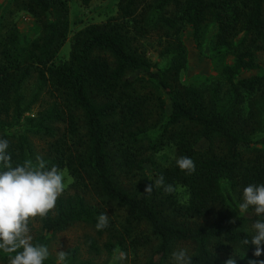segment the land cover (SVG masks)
Wrapping results in <instances>:
<instances>
[{"label":"trees","instance_id":"16d2710c","mask_svg":"<svg viewBox=\"0 0 264 264\" xmlns=\"http://www.w3.org/2000/svg\"><path fill=\"white\" fill-rule=\"evenodd\" d=\"M79 1L85 5L89 0ZM138 3L118 0L115 17L77 30L70 39L68 59L53 64L67 34L65 0H20V9L38 19L40 33L20 49L14 32L0 43V115L16 117L18 90L25 79L34 76L39 88L47 84L53 104L58 100L66 109L69 135L49 145L52 158L47 169L65 168L75 183L87 177L99 195L127 208V224L145 223L157 243L144 264H166L171 247L178 242L193 245L191 264H226L229 258L235 264L253 260L259 264L264 253L254 257V246L242 244L253 234L244 227L252 226L258 217L251 207L233 217L227 210L235 200L242 202L246 186L264 184V68L260 75L238 77L241 71L255 69L254 53L264 51V0H159L156 21L165 30L160 42L165 57L154 70L137 44L147 32L135 12ZM204 22L216 27L213 47L232 55V63L222 66L218 81L206 91L179 81L185 49L178 34L184 24L196 30ZM132 72L141 78L126 76ZM73 109L80 112L84 140ZM53 110L47 118L60 119ZM41 128L34 125L32 131ZM149 130H155L151 148L169 143L175 148L174 161L156 170L166 184L173 185L171 194L162 188H154L150 197L144 189L130 194L113 179L107 144L113 139L123 142L126 150H118L121 163L127 170H139L145 160L137 156L140 152L134 144ZM19 145L18 152L12 145L7 150L13 167L25 162L23 138ZM181 156L194 161V173L181 172L176 166ZM177 187L187 196L182 203L175 197ZM101 213L79 194L60 195L53 214L37 218L41 233L32 243L45 245L48 234L74 223L89 225L97 234L107 233L112 240L108 227L95 228ZM104 248L109 249L110 243ZM66 253L71 260L76 249ZM6 260L8 254L0 250V261ZM43 264L54 263L45 260Z\"/></svg>","mask_w":264,"mask_h":264},{"label":"rangeland","instance_id":"374dc122","mask_svg":"<svg viewBox=\"0 0 264 264\" xmlns=\"http://www.w3.org/2000/svg\"><path fill=\"white\" fill-rule=\"evenodd\" d=\"M158 1L139 0L135 11L141 15L143 22H145L147 32L138 39L137 44L149 62L151 70L160 66L165 57L161 53L162 45L160 43L164 38L165 30L160 28L156 21L158 15L156 4ZM19 2L20 0H0V43L4 41L5 35L14 32L15 46L20 49L39 36L40 30L38 19L20 9V4H17ZM117 2L118 0H89L87 4L83 5L79 0H65L67 34L63 44L55 53L52 63L60 64L68 59L70 39L77 30L85 25L115 17L118 14ZM43 17L49 19L47 14H44ZM215 28L212 22H204L196 30L188 24L181 27L178 38L185 49V64L179 74L181 84L191 85L205 91L209 90L212 87L211 84L218 81L222 66L232 63V55L228 51L213 47ZM254 60L257 67L239 72L238 77L262 73L264 51H256ZM126 76L141 78L138 72L128 73ZM18 92L21 100L16 117L5 118L0 115V139L8 140L9 145L16 147L15 152H18L20 139L23 138L25 141V161L32 160L35 163V157L39 155L47 162L52 158L49 145L55 139L69 138L65 131L67 126L66 109L58 103V100L55 101L56 104H53V97L48 94L47 84L39 88L38 81L34 76L25 79ZM51 110L57 112L60 119L47 118V113ZM72 114L75 116V123L79 126V132L82 140H84L83 131L80 128L82 125L80 112L73 109ZM34 125L43 128L34 133L32 131ZM154 131L149 130L145 135L137 137L134 144V147L139 148L140 154L137 156L145 160L141 163L139 170H127L121 163L122 154L120 155L118 150H126L123 142L113 139L106 146L113 179L130 194L139 193L147 184L154 182L157 176L156 170L168 166L175 159V148L171 143L151 148L150 142L154 137ZM76 142L77 148L82 149V143L80 142V144L77 140ZM61 146L63 147V143ZM58 170L66 175V187L61 195L79 194L84 198L86 204L95 206L103 213L105 212L109 216L108 229L114 235V239L110 240L107 233H95L89 225L74 223L47 235L45 245L48 246L50 255L46 261L56 264L57 251L66 252L75 248L76 253L73 259H66L67 264H78L81 261H89L93 264H113L115 253L120 250L127 253V259L123 261V264H144L157 243L156 238L150 234L148 226L143 222L127 224L126 219L130 214L127 208L99 195L87 177L82 183H75L65 168ZM175 192V197L179 203L186 200L187 196L183 188L177 187ZM50 212L53 214V209ZM237 212H239V204L235 200V205L227 210V214L233 217ZM29 228L33 238L41 233L37 218L29 224ZM244 228L252 230L250 224ZM106 243H110L109 249L104 248ZM171 248L166 264H173L171 254L179 248L187 249L188 255L193 251V245L189 242H178ZM234 255L241 261H245L239 252H235ZM225 256L222 253V257ZM0 264H9V260L0 261Z\"/></svg>","mask_w":264,"mask_h":264},{"label":"clouds","instance_id":"9594fccd","mask_svg":"<svg viewBox=\"0 0 264 264\" xmlns=\"http://www.w3.org/2000/svg\"><path fill=\"white\" fill-rule=\"evenodd\" d=\"M9 146L8 140L0 139V165L5 169L0 171V250L8 254L9 264H43L50 255L49 248L32 243L29 224L38 217H47L55 207L58 197L65 190L66 175L55 166L47 169V162L39 155L35 157V163L28 160L13 167L7 151ZM176 166L189 175L195 172V163L187 156L179 157ZM154 188H162L165 194L174 191L173 185L165 183L162 174L147 184L143 193L150 197ZM250 207L258 219L251 226V239L244 238L242 244L254 246L253 256L260 257L264 253V184H249L243 189L239 211L246 213ZM108 224L109 216L104 212L97 217L95 228L102 231ZM56 255V264H67L65 251H57ZM171 256L173 264H191V257L185 248L173 251ZM126 259V252L117 251L113 264H123ZM226 264H235V259L229 258ZM249 264L257 262L253 260ZM259 264H264V261Z\"/></svg>","mask_w":264,"mask_h":264}]
</instances>
